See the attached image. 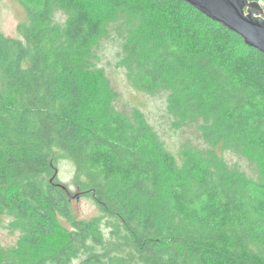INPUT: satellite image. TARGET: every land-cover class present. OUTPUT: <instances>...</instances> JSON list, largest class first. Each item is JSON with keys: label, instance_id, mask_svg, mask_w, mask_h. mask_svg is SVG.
Masks as SVG:
<instances>
[{"label": "trees", "instance_id": "1", "mask_svg": "<svg viewBox=\"0 0 264 264\" xmlns=\"http://www.w3.org/2000/svg\"><path fill=\"white\" fill-rule=\"evenodd\" d=\"M20 1L24 39L0 43V218L22 235L0 246V264H264V181L240 183L199 158L170 174L142 129L82 108L99 8L120 12L152 42L150 52L127 46L140 90L170 92V112L202 118L205 141L264 155V54L182 0ZM54 2L68 13L64 31ZM59 155L99 216L73 214Z\"/></svg>", "mask_w": 264, "mask_h": 264}, {"label": "rangeland", "instance_id": "2", "mask_svg": "<svg viewBox=\"0 0 264 264\" xmlns=\"http://www.w3.org/2000/svg\"><path fill=\"white\" fill-rule=\"evenodd\" d=\"M258 2L264 7L263 0ZM54 4V28L64 31L68 13L58 3ZM98 17L102 21L103 31L92 51L88 52L91 59L83 73L85 98L82 108L85 114L96 116L98 121L120 115L135 129H142L145 134L143 143L148 150L165 156L164 159L170 165V174L180 173L186 163L199 158L211 166L224 163L240 183L264 181V155L256 149H244L235 153L205 141V122L202 118L184 120L187 118L179 119L170 112V92L159 87L155 92L149 93L136 86V54L127 46L138 41V45H134L136 49L145 52L152 49L151 40L146 39L136 20L103 8H99ZM30 23L28 10L20 0H0V43L3 37L24 39L19 26ZM58 154L57 151L54 155ZM59 160V180L71 190L72 212L75 217L90 220L99 216L94 198L80 190L76 183L72 161L60 155ZM12 222L13 218L10 216L0 218V246L7 250L14 249L22 235L20 230L11 229ZM103 229L108 233L106 226ZM70 264H83L82 258L74 259Z\"/></svg>", "mask_w": 264, "mask_h": 264}, {"label": "water", "instance_id": "3", "mask_svg": "<svg viewBox=\"0 0 264 264\" xmlns=\"http://www.w3.org/2000/svg\"><path fill=\"white\" fill-rule=\"evenodd\" d=\"M264 54V7L255 0H182Z\"/></svg>", "mask_w": 264, "mask_h": 264}, {"label": "built area", "instance_id": "4", "mask_svg": "<svg viewBox=\"0 0 264 264\" xmlns=\"http://www.w3.org/2000/svg\"><path fill=\"white\" fill-rule=\"evenodd\" d=\"M261 3V2H260Z\"/></svg>", "mask_w": 264, "mask_h": 264}]
</instances>
